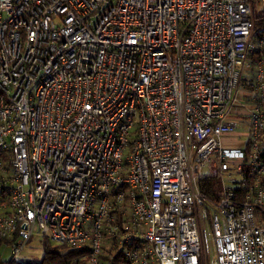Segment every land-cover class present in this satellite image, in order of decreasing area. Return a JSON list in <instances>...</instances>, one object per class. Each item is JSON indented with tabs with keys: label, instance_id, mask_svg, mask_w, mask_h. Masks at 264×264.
<instances>
[{
	"label": "built area",
	"instance_id": "1",
	"mask_svg": "<svg viewBox=\"0 0 264 264\" xmlns=\"http://www.w3.org/2000/svg\"><path fill=\"white\" fill-rule=\"evenodd\" d=\"M263 12L0 0L11 261L41 236L85 264H264Z\"/></svg>",
	"mask_w": 264,
	"mask_h": 264
},
{
	"label": "trees",
	"instance_id": "2",
	"mask_svg": "<svg viewBox=\"0 0 264 264\" xmlns=\"http://www.w3.org/2000/svg\"><path fill=\"white\" fill-rule=\"evenodd\" d=\"M254 19L256 31L264 27V12L261 14H255ZM211 184L214 185L213 182ZM202 190L206 194L214 193L210 187L204 188L202 186ZM4 244L6 243L0 237V264H85L84 261H82V254L79 253V251L70 250L66 247H52L46 240L44 242V256L40 262H5L1 255V249Z\"/></svg>",
	"mask_w": 264,
	"mask_h": 264
},
{
	"label": "rangeland",
	"instance_id": "3",
	"mask_svg": "<svg viewBox=\"0 0 264 264\" xmlns=\"http://www.w3.org/2000/svg\"><path fill=\"white\" fill-rule=\"evenodd\" d=\"M231 146L236 147L238 144H231ZM44 239L41 236H35L31 241L27 249L22 253L20 257L21 262H40L44 256ZM52 247H59L51 244ZM2 259L5 262L12 260L11 249L4 244L1 249Z\"/></svg>",
	"mask_w": 264,
	"mask_h": 264
}]
</instances>
